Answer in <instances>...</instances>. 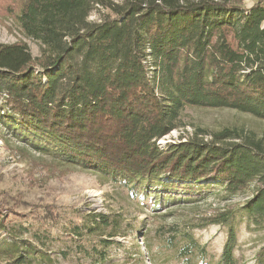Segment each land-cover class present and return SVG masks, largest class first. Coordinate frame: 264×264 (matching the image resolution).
Listing matches in <instances>:
<instances>
[{
	"label": "trees",
	"instance_id": "16d2710c",
	"mask_svg": "<svg viewBox=\"0 0 264 264\" xmlns=\"http://www.w3.org/2000/svg\"><path fill=\"white\" fill-rule=\"evenodd\" d=\"M18 11V25L39 42L40 54L22 42H0V126L140 200L162 193L157 204L177 194L194 201L215 185L231 199L251 187L239 209L206 218L227 225L214 264H238V222L264 226V140L243 130L163 147L158 140L183 125L188 108H231L264 120V0H20ZM49 214L57 215L45 208ZM3 217L0 207V227ZM70 225L63 254L98 264L120 224L91 214ZM39 229L0 240L6 264L53 262L48 250L57 238ZM174 234L159 238V250L180 264H211L189 230ZM253 264H264V246Z\"/></svg>",
	"mask_w": 264,
	"mask_h": 264
},
{
	"label": "rangeland",
	"instance_id": "374dc122",
	"mask_svg": "<svg viewBox=\"0 0 264 264\" xmlns=\"http://www.w3.org/2000/svg\"><path fill=\"white\" fill-rule=\"evenodd\" d=\"M19 5L20 0H0V42L25 43L31 55L38 56L39 42L25 36L18 25ZM102 11L95 8L89 19L96 20ZM181 122V127L158 140L160 147L191 135L210 139L216 133L236 130L252 132L255 138L264 140V120L231 108H188ZM250 195L251 187L230 199L223 196L220 185H215L193 195L194 201H186L188 195L178 199L177 194L157 204L162 193H151L140 200L101 173L33 149L0 126V207L6 224L0 227V240L30 238L31 230L40 228L57 238L48 250L53 261L50 264H94L89 260L80 263L72 255L63 254L69 248L70 222H84L91 214L114 216L120 224L118 233L111 237L117 242L106 248V257L98 264H180L175 254L159 250L158 245L159 238L182 230L193 234L205 247L206 259L214 264L225 243L227 225L209 223L206 218L223 209H239ZM48 207L57 214L54 218L53 214L44 215ZM245 221L242 219L235 227L233 250L238 264H253L256 253L264 246V226L247 228ZM16 230L21 235L13 234ZM6 263L0 257V264Z\"/></svg>",
	"mask_w": 264,
	"mask_h": 264
}]
</instances>
